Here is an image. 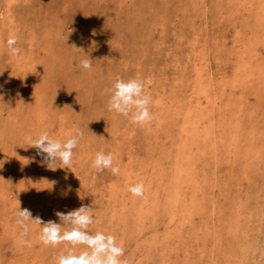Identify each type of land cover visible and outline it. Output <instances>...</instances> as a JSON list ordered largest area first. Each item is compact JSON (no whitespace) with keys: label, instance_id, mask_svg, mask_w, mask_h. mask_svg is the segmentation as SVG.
<instances>
[{"label":"rangeland","instance_id":"374dc122","mask_svg":"<svg viewBox=\"0 0 264 264\" xmlns=\"http://www.w3.org/2000/svg\"><path fill=\"white\" fill-rule=\"evenodd\" d=\"M0 264H264V0H0Z\"/></svg>","mask_w":264,"mask_h":264}]
</instances>
